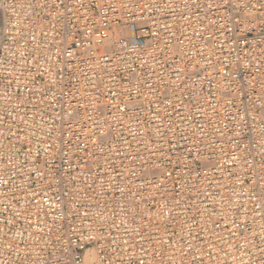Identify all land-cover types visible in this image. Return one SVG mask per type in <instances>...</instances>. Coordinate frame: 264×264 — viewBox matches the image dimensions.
<instances>
[{
  "label": "built area",
  "instance_id": "built-area-1",
  "mask_svg": "<svg viewBox=\"0 0 264 264\" xmlns=\"http://www.w3.org/2000/svg\"><path fill=\"white\" fill-rule=\"evenodd\" d=\"M0 17V264H264V0Z\"/></svg>",
  "mask_w": 264,
  "mask_h": 264
},
{
  "label": "crops",
  "instance_id": "crops-1",
  "mask_svg": "<svg viewBox=\"0 0 264 264\" xmlns=\"http://www.w3.org/2000/svg\"><path fill=\"white\" fill-rule=\"evenodd\" d=\"M0 30H1V17H0Z\"/></svg>",
  "mask_w": 264,
  "mask_h": 264
}]
</instances>
